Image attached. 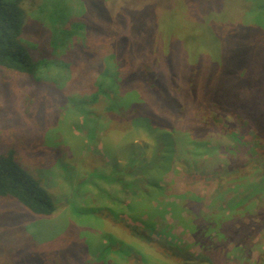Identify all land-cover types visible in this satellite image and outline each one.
Returning <instances> with one entry per match:
<instances>
[{"label":"rangeland","instance_id":"rangeland-1","mask_svg":"<svg viewBox=\"0 0 264 264\" xmlns=\"http://www.w3.org/2000/svg\"><path fill=\"white\" fill-rule=\"evenodd\" d=\"M19 1L17 7L23 39L31 37L30 42L34 48L31 53L34 59L48 56L56 61L55 58L59 60L58 56L61 55L69 67L58 68L54 64L34 83L23 75L0 69V155L14 150L20 167L41 181L56 207L54 215L45 221L46 218L34 217L12 199L0 200V264H30L23 260L39 253L44 258L41 264H77L74 257H70L74 242L76 249L81 251L84 243L95 247L100 245L103 238L110 239L115 248L120 247L131 254L133 252V255L137 254L133 258L116 255L120 254L119 251L113 252L109 254L112 255V264H140V257L145 258L148 264H201L200 248L194 242L192 234L177 220L172 221L171 216L166 213L171 208L169 204L173 202L174 195L178 194L169 192L167 186L177 178L180 188H193L190 200L185 201L191 209L192 220H199L194 217L199 211L208 214L213 220L215 225L211 227L215 229L207 228L205 231L221 230L223 224L218 215L219 210L216 207L210 209V200L218 187L222 189L223 198L218 201L217 206L236 196L245 201L246 209H237L230 216L229 223L224 225L225 229L231 224L239 228L238 235L234 237L235 242L248 247L253 260L257 259L259 252L264 250V191H256L255 186L260 183L259 176L264 173V158L255 155L256 148L247 143L235 154L225 151L231 144V137L219 128L210 129L202 137V141L211 144L213 150H210L213 153L206 151L204 159H197L192 164L191 167L198 174L188 180L183 179L185 161H175L178 157L183 159V155L179 156L176 145H172V151L166 157L170 156L171 162L162 165V170L157 175L156 186L159 193L140 200L144 207L142 211L139 207L138 211L136 208H129V200L115 205L87 193L82 199H77L76 207L84 211L95 209L94 213L88 214L86 219H77L71 214L74 211L68 205L67 199L71 195L70 186L80 182V175L93 171L108 174L112 165L124 163L120 154L124 146L130 143L139 146L142 142H149L140 131H129L128 127L120 128L112 123L116 120L122 121L128 111L117 102L127 97L131 103L145 104L166 122L178 121L179 112H186V107L183 110L182 101H178L179 108L166 105L159 107V103L165 98L148 83V77L159 79V84L169 94L173 93L170 90L171 83L168 81L169 75L161 47L157 48L154 63L159 66L164 77L154 75L156 73L147 63L146 56L135 47L136 52L129 55L132 62L131 72L140 73V80L121 94L111 95L108 104H104L102 99L99 100L97 105L100 106L98 113L101 115V128L98 127L96 131L97 138L91 139L89 125L83 123L79 109L69 102L71 99L77 102L80 98L91 95L92 87L87 85L88 82L91 83L88 67L93 66L90 69L92 73H95V67L104 68L105 62L102 64V60L114 55L113 46L106 44L105 53L100 59V52L86 45L89 47L87 51L93 53L95 58L92 65L88 66L86 56L83 55L85 48L78 47L81 37H76L69 47L50 56L46 42L48 34L39 20L34 19L38 25L32 23L29 14H35L45 4L44 9L59 12L60 16L75 12L95 19L94 11L101 12V4L90 6L97 0ZM109 11L111 14L114 12L117 31H122L126 26L131 39L143 37L148 45L161 42L162 47L169 49L170 62L175 60V64L178 62L182 69L181 73L184 69L189 75L198 78V90L202 94L209 89L211 93L217 92L219 96L233 99L236 108L244 107L255 112L262 110L264 0H113ZM107 14L104 11L103 15ZM99 24L100 29L109 30L106 22L99 21ZM31 32H34V39L29 35ZM163 34L166 37H162ZM87 39L89 42H96L91 34ZM189 65H193L190 71ZM179 79L185 81V78ZM178 84L180 90H186L184 84ZM256 89L260 94H255ZM180 90L175 88V94L179 95ZM201 116L196 114L195 118L199 120ZM195 118L193 120L197 122ZM232 128L233 133H236V129ZM251 135L255 137L254 134ZM254 142L257 150L264 153V141ZM233 164L240 165V172L230 170ZM228 166V176L217 175L212 180L204 178L205 175L212 176L214 168L225 170ZM109 189L110 194L117 192L115 188ZM186 206L181 208L182 212L179 208L177 213L187 212ZM154 209L157 210L156 213L151 212ZM107 210L111 213H103ZM146 212H151L155 217V227L143 224L147 219ZM38 224L48 225L44 229L43 226H37ZM164 224L167 226L162 233L159 229ZM166 232L175 238H170ZM208 235L210 234L205 236ZM37 238L45 242L39 244ZM139 238L144 241L151 240L149 245L153 250ZM107 240L105 242L109 243ZM92 250L89 253L90 258L86 259L90 264H96L95 258L102 254L98 249L94 256ZM80 258L79 254L76 260Z\"/></svg>","mask_w":264,"mask_h":264},{"label":"trees","instance_id":"trees-1","mask_svg":"<svg viewBox=\"0 0 264 264\" xmlns=\"http://www.w3.org/2000/svg\"><path fill=\"white\" fill-rule=\"evenodd\" d=\"M121 1L123 2V0ZM19 3L20 1L18 2V0H0V69L23 75L31 83H34L39 76L50 70L54 64L58 68H68L69 64L63 61L61 55L58 56L59 60L55 58L56 61L51 60L53 57L49 58L48 56H46L47 59L46 57L34 59L35 57H33L31 53V51H34L30 42L31 37L29 36L27 39H23V31L20 26L21 22L19 21V11L17 7ZM112 3L113 0H97L92 2L90 4L91 7L95 4H101V7L98 6L101 12L97 10L94 11L96 15L95 19H91L84 14H76L75 12H69L66 16H60L58 14L59 12L55 13L44 9L45 4L40 6L41 9H39V11L36 10L35 14H29V16L32 17L31 20L33 24L35 23L38 25L34 19L39 20L38 22L41 23L40 25H42V28L46 30L48 34L46 42L49 52H51L50 56H54L57 52L69 47L71 41L76 37H81V42L78 44V47L85 48L83 50V55L84 57L86 56L88 66L90 64L92 65V60L95 59L93 53L87 51L89 47H93L95 50L99 51L101 54L99 58L102 59L106 44L110 47L113 46L114 55L104 57L102 60V64L105 62L104 68L95 67L94 69L96 71L92 73L90 69L93 66L88 67L89 73L91 74L89 75L91 76V78H89L91 83L88 82L87 85L92 87L91 95L89 97H82L77 102L72 99L69 102L70 105L79 109V115L83 118V123L89 125L88 133H91L90 138L96 139V131L98 127L99 129L101 128V115L98 113V109L100 108V106H98L100 103L99 100L102 99L104 104H108L111 95H119L131 88L133 83L137 84V82H139L141 77L140 73L131 72L132 62L129 56L136 52V48L138 51H142L143 55L146 56L145 59L147 63L157 74L154 75L157 77L158 75L164 77L159 66L154 63V57L158 51L157 48L161 47L160 51L163 55L166 71H168L169 75L168 81L171 83L169 84L171 87L170 90L174 94H169V92L159 84V79L148 77V79H150V81H148L146 79L148 75L145 79L165 98L164 101L159 103V107H165L166 105L174 109L179 108L178 101H182L184 106L183 110L186 107V112H179L180 119L178 121L166 122L145 104L131 103L130 99L127 97L117 102L119 106L127 108L128 111H126V117L123 118L122 121L117 122L116 120L112 123L120 128L121 126L128 127L127 129L129 131H140L148 138L149 142H142L139 146L131 143L124 146V148L120 150V154L124 158V163L122 165H112L108 174H101L93 171L88 173L84 172V175H80V182L70 186L72 187L71 195L68 196L67 199L68 205L72 207L74 211V213H70L75 215L77 219L83 217L86 219L88 214L91 215L92 212L94 213L95 211V209H87L85 211L79 210V208L76 207L77 199H82V196H85L87 193L95 195L99 200H106L115 205L122 204L125 200H129V208H136V211H138L139 207L142 211L144 207L141 205L140 200L151 198L154 193H159V189L156 186V180L158 179L157 175L158 172L162 170V165L171 162V157H166L172 151V145H176L179 156L183 155V159L178 157L175 161H185V176L183 179L188 180L191 177H195L198 171H194L191 166L197 159H204L206 151H211V144L201 139L212 128H219L229 133L231 144L224 149L225 151L229 150L235 154L239 148H242L247 143L252 146V148H256V154L253 152L255 155L259 158H264V153L257 150L254 142V140L264 141V106H262L263 111L255 112L253 109H245L244 107L236 108L233 99L222 95L219 96L217 92L211 93L209 89H206L204 94H202V92L198 90V78L189 75L188 71L185 72L184 69L181 73L182 69L179 63L176 62L175 64V60L170 62L171 60L168 59L169 49L164 48V46L162 47L161 42L148 45L143 37L137 40L131 39L126 26L122 31H117L114 12L111 14L109 11V7ZM104 11L108 13L107 16L103 15ZM99 21L106 22L109 30L100 29ZM67 23H70L69 26H67ZM90 34L96 39V42L88 41L87 38ZM29 35H32V39H34V32H31ZM164 35L165 34H163L162 37ZM86 45H89V47H86ZM192 67L193 65H189L188 70L190 71ZM179 77L185 78V81L182 82ZM178 82L184 84L186 90H180L181 88ZM175 88L178 91L180 90L179 95L175 94ZM255 94H260V91L257 90ZM173 95H175V97H172ZM115 103L116 100L113 101V105ZM196 114L202 115L198 118L199 120L195 118ZM147 115L150 119H147ZM209 115L211 117H209ZM194 118L197 122L193 120ZM232 127L236 129V133H233ZM251 134H254L255 137ZM239 168L240 165L233 164L230 170L233 169L240 172ZM228 171L229 166L225 170L214 168L213 175H205L204 178L212 180L217 175L226 174V176H228L230 174ZM259 179L260 186L258 187L259 184L255 186V190L261 192L264 191V173L259 176ZM40 182V180L36 177H32L26 170L20 167L16 161L14 150H8L5 154L0 155V200L12 199L16 204L27 209L34 217H43L46 218V221L49 217L54 215L56 207L46 188ZM179 183V178H177L169 187L167 186L169 192H176L178 194L176 196L174 195L173 202L169 204L171 208L166 213L171 216L172 221L177 220L180 225L185 226L186 231L192 234L194 242H196L200 248L199 254L201 264H264V250L260 251L257 259L253 260L251 253L248 251V247L245 245L241 246L238 241L235 242L234 240V237L238 235L237 230L239 231V228H235V226L231 224V226H227L225 229L226 226L224 224L229 223L228 220L230 216L234 215L237 209H246L243 199L236 196L230 200H225V202L217 206V203H219L218 201L223 198L222 189L218 187L210 200V209L212 210L216 207V209L219 210L218 215L223 220V224L221 230L216 229L214 232L205 231L207 228H213L211 227L215 225L213 220L210 219L208 214L206 215L200 211L194 216L196 220H199L197 222L192 220V217H190L193 216L192 213H190L191 209L185 201L190 200V192L193 188H187L186 186L182 189L179 187ZM111 187L112 189H116L117 192L115 194H110L109 188ZM199 193L198 191L197 194ZM167 205L168 204H165V206ZM183 206L187 207L188 213H177L179 208L182 212L181 208ZM151 212L156 213L157 210L154 209ZM151 212H148V214L146 212L147 219L143 221V224L155 227L157 222ZM103 213L111 212L107 210L103 211ZM47 225L48 224H38L37 226H43L45 229ZM166 226L167 225L164 224L159 230L163 233L164 227ZM214 229L215 228L212 230ZM207 234L210 235L205 236ZM167 235L169 234L167 233ZM169 237L172 239L175 238L170 235ZM105 240H107V238L101 239L100 245L95 247L91 246L92 244L84 243V248L81 251L78 248L76 249V243L74 242L70 257H74L77 264H90L91 262H88L86 257L90 258L91 254L89 253L91 249H93L94 256L98 249L101 251L102 256L95 258L97 261L96 264H112L110 260L112 255L109 254L113 252L116 253L117 251H119L120 254L116 255L133 256V258L137 257L136 253L133 255V252L131 254L125 249L122 250L120 247H113L110 239L107 240L109 243H106ZM37 241L39 244L45 242L40 241L38 238ZM143 241L144 240H142V242ZM145 242L148 244L147 247L152 251L153 249L149 245L151 240L147 239L143 243ZM233 242H235V244L230 248ZM79 254L81 258L76 260ZM107 255L109 256L107 257ZM140 258V264H148L145 258ZM43 259L42 253H39L36 256H28L27 259L22 260L25 263L41 264ZM181 263L187 264L185 262Z\"/></svg>","mask_w":264,"mask_h":264}]
</instances>
